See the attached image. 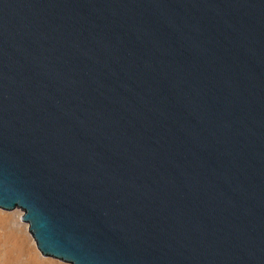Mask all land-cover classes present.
<instances>
[{
  "label": "water",
  "instance_id": "1",
  "mask_svg": "<svg viewBox=\"0 0 264 264\" xmlns=\"http://www.w3.org/2000/svg\"><path fill=\"white\" fill-rule=\"evenodd\" d=\"M0 213L51 264H264V0H0Z\"/></svg>",
  "mask_w": 264,
  "mask_h": 264
},
{
  "label": "bare ground",
  "instance_id": "2",
  "mask_svg": "<svg viewBox=\"0 0 264 264\" xmlns=\"http://www.w3.org/2000/svg\"><path fill=\"white\" fill-rule=\"evenodd\" d=\"M23 228L0 214V264H51L38 256Z\"/></svg>",
  "mask_w": 264,
  "mask_h": 264
},
{
  "label": "rangeland",
  "instance_id": "3",
  "mask_svg": "<svg viewBox=\"0 0 264 264\" xmlns=\"http://www.w3.org/2000/svg\"><path fill=\"white\" fill-rule=\"evenodd\" d=\"M0 214H2V213H0ZM3 215H5V214H3ZM21 216H22V213H17L15 216H10L11 218H12V220H13V223H14V225H17V226H19V227H21V228H23L24 229V233H25V231H26V235H27V237L29 238V240H31V236H30V234H29V231H28V227L27 226H22L24 223L21 221ZM15 221V222H14ZM31 242V241H30ZM32 244V243H31ZM33 245V244H32ZM33 247H34V245H33ZM34 249H35V247H34ZM38 254V256L39 257H41L42 259H44L39 253H37Z\"/></svg>",
  "mask_w": 264,
  "mask_h": 264
}]
</instances>
